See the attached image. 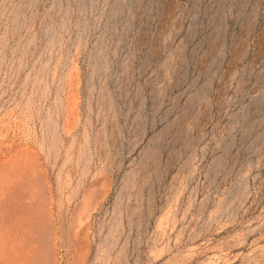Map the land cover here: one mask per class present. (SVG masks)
<instances>
[{
	"label": "rangeland",
	"instance_id": "374dc122",
	"mask_svg": "<svg viewBox=\"0 0 264 264\" xmlns=\"http://www.w3.org/2000/svg\"><path fill=\"white\" fill-rule=\"evenodd\" d=\"M0 264H264V0H0Z\"/></svg>",
	"mask_w": 264,
	"mask_h": 264
}]
</instances>
